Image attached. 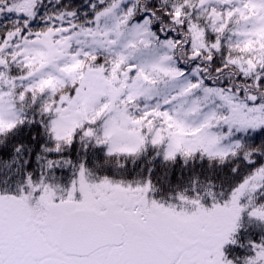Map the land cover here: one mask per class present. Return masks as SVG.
Segmentation results:
<instances>
[{
    "label": "snow or ice",
    "instance_id": "1",
    "mask_svg": "<svg viewBox=\"0 0 264 264\" xmlns=\"http://www.w3.org/2000/svg\"><path fill=\"white\" fill-rule=\"evenodd\" d=\"M0 264H264V0H0Z\"/></svg>",
    "mask_w": 264,
    "mask_h": 264
}]
</instances>
